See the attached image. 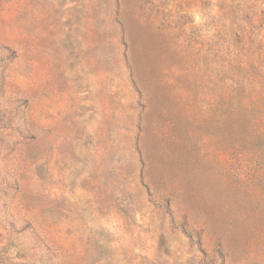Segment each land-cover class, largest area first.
I'll list each match as a JSON object with an SVG mask.
<instances>
[{"label": "rangeland", "instance_id": "obj_1", "mask_svg": "<svg viewBox=\"0 0 264 264\" xmlns=\"http://www.w3.org/2000/svg\"><path fill=\"white\" fill-rule=\"evenodd\" d=\"M0 264H264V0H0Z\"/></svg>", "mask_w": 264, "mask_h": 264}]
</instances>
